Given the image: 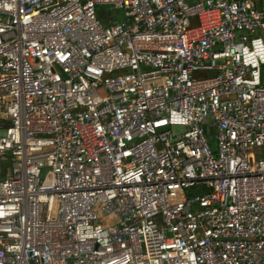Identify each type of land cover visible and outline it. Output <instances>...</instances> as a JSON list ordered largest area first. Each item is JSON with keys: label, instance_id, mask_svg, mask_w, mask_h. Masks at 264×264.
Listing matches in <instances>:
<instances>
[{"label": "built area", "instance_id": "built-area-1", "mask_svg": "<svg viewBox=\"0 0 264 264\" xmlns=\"http://www.w3.org/2000/svg\"><path fill=\"white\" fill-rule=\"evenodd\" d=\"M0 264H264V6L0 0Z\"/></svg>", "mask_w": 264, "mask_h": 264}, {"label": "rangeland", "instance_id": "rangeland-1", "mask_svg": "<svg viewBox=\"0 0 264 264\" xmlns=\"http://www.w3.org/2000/svg\"><path fill=\"white\" fill-rule=\"evenodd\" d=\"M97 11L98 13H101V14L108 13L111 17L113 16L119 17V14H120L119 11L113 10L109 6H99L97 8Z\"/></svg>", "mask_w": 264, "mask_h": 264}, {"label": "crops", "instance_id": "crops-1", "mask_svg": "<svg viewBox=\"0 0 264 264\" xmlns=\"http://www.w3.org/2000/svg\"><path fill=\"white\" fill-rule=\"evenodd\" d=\"M251 3L257 7V8H261L264 6V0H250ZM101 15H105V13L101 14ZM261 34V33H260Z\"/></svg>", "mask_w": 264, "mask_h": 264}]
</instances>
